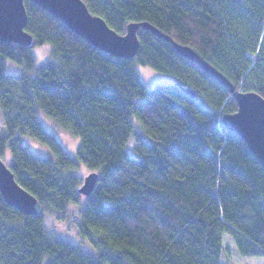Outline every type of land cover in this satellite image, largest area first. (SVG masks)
<instances>
[{
  "label": "trees",
  "instance_id": "16d2710c",
  "mask_svg": "<svg viewBox=\"0 0 264 264\" xmlns=\"http://www.w3.org/2000/svg\"><path fill=\"white\" fill-rule=\"evenodd\" d=\"M83 1L121 34L130 22L150 23L192 47L236 92L264 97V0ZM24 3L33 44L0 39V157L9 152L39 212L18 210L0 192V264H222L225 235L241 255L264 256V165L223 124L238 110L229 87L151 29L139 30L135 57H119ZM46 43L51 59L37 66L32 48ZM8 60L23 72L8 73ZM141 66L174 83L148 88ZM40 112L79 138L76 159ZM23 136L49 155L32 152ZM80 165L99 175L90 195L79 191ZM83 196L77 232L95 253L52 238L43 223L44 214L64 219Z\"/></svg>",
  "mask_w": 264,
  "mask_h": 264
},
{
  "label": "water",
  "instance_id": "95a60500",
  "mask_svg": "<svg viewBox=\"0 0 264 264\" xmlns=\"http://www.w3.org/2000/svg\"><path fill=\"white\" fill-rule=\"evenodd\" d=\"M69 26L75 33L94 46L113 55L133 58L140 47L139 30L151 29L158 35L173 42L184 57L206 69L234 93L238 110L226 113L223 124L240 135L249 146L255 157L264 165V97L256 91H238L221 72L205 61L192 47L175 42L147 22H130L126 33L121 34L112 29L100 16L94 15L83 0H33ZM27 10L24 0H0V39L15 42L24 46L33 44V36L25 30ZM185 91L195 96L191 88ZM99 175L89 173L79 191L90 195ZM0 192L5 201L18 210L31 215L38 214V199L22 187L15 179L10 166L0 157Z\"/></svg>",
  "mask_w": 264,
  "mask_h": 264
},
{
  "label": "rangeland",
  "instance_id": "374dc122",
  "mask_svg": "<svg viewBox=\"0 0 264 264\" xmlns=\"http://www.w3.org/2000/svg\"><path fill=\"white\" fill-rule=\"evenodd\" d=\"M33 53L36 59L37 66H41L44 62L51 59L52 45L49 43L43 45H35ZM24 68L19 64L8 60L7 61V72L10 74L22 73ZM141 77L146 82L148 88H153L160 84H172L171 76L167 74L159 73L150 67H140ZM174 79V78H173ZM39 119L45 130L54 134L58 141L62 144L65 151L73 158H77V150L79 147V138L70 133L68 130L59 128L52 119L39 113ZM4 133V122L3 116L0 111V136ZM23 143L26 144L29 149L34 153H39L43 156L49 155V148L35 140L30 136L22 137ZM6 164H10L11 155L9 152L3 157ZM78 174L84 178L89 174V170L83 165H80ZM84 196L79 204L71 205L66 213L64 219H58L50 214H44V227L54 239L67 240L73 244L78 245L83 250L95 253V247L87 239H83L77 232L79 229L78 223L80 219V211L83 209V203L85 202ZM224 245V258L222 264H264V256H243L239 253L236 244L231 236L225 235L223 238ZM85 244V245H84ZM87 244V245H86ZM90 249V250H89Z\"/></svg>",
  "mask_w": 264,
  "mask_h": 264
}]
</instances>
